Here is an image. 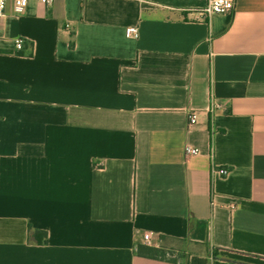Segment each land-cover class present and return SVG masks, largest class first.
<instances>
[{"label":"crops","instance_id":"0c3cea01","mask_svg":"<svg viewBox=\"0 0 264 264\" xmlns=\"http://www.w3.org/2000/svg\"><path fill=\"white\" fill-rule=\"evenodd\" d=\"M207 2L0 18V264H264V0Z\"/></svg>","mask_w":264,"mask_h":264},{"label":"built area","instance_id":"2783aa9c","mask_svg":"<svg viewBox=\"0 0 264 264\" xmlns=\"http://www.w3.org/2000/svg\"><path fill=\"white\" fill-rule=\"evenodd\" d=\"M44 6H50L53 0H36ZM30 0H0V18L5 17L11 10L14 15H23L29 5ZM236 0H208L207 7L204 11L205 16L212 17L215 15H228L234 11ZM126 36L132 39H138L140 36L139 29L137 27H130L126 31ZM24 41L22 39L18 40L16 46L19 50L22 49ZM213 106L217 107L216 101H213ZM198 122V114L194 111L188 114V125L193 126ZM200 154L199 150L195 147L187 145L185 147L186 157H194ZM219 174L222 176H227L229 170L227 168H222L219 170ZM144 241L148 246L151 245V237L148 234L144 235Z\"/></svg>","mask_w":264,"mask_h":264},{"label":"trees","instance_id":"16d2710c","mask_svg":"<svg viewBox=\"0 0 264 264\" xmlns=\"http://www.w3.org/2000/svg\"><path fill=\"white\" fill-rule=\"evenodd\" d=\"M71 46H74V44L72 43ZM44 237H46L45 233H44ZM136 254L143 258L160 260V261H165V262H170V263H179V259L181 258L185 259V256L181 255L180 253L177 254L175 251L162 247V246L152 247L148 245H138L136 248ZM213 257L219 260L231 261L230 259L223 257L219 249H214ZM182 263L188 264L187 261H184Z\"/></svg>","mask_w":264,"mask_h":264}]
</instances>
